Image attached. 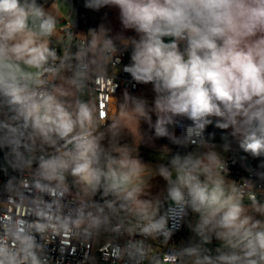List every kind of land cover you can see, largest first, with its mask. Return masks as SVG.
Wrapping results in <instances>:
<instances>
[{
  "label": "clouds",
  "instance_id": "1",
  "mask_svg": "<svg viewBox=\"0 0 264 264\" xmlns=\"http://www.w3.org/2000/svg\"><path fill=\"white\" fill-rule=\"evenodd\" d=\"M83 7L120 30L77 31L70 0H0V264L75 245L80 264H264V0ZM125 53L151 99L115 95Z\"/></svg>",
  "mask_w": 264,
  "mask_h": 264
},
{
  "label": "built area",
  "instance_id": "2",
  "mask_svg": "<svg viewBox=\"0 0 264 264\" xmlns=\"http://www.w3.org/2000/svg\"><path fill=\"white\" fill-rule=\"evenodd\" d=\"M128 54L125 53L121 57V64L118 65L117 67L120 68L121 70L118 71L117 73V78L115 83L118 85L115 95L119 97L120 93L123 92L124 90H128L130 94H134L139 91L140 87L143 85H137L135 84L134 81L131 80L130 76L122 71V65L127 64L129 61L127 59ZM150 86V85H146ZM176 134L179 136L181 134L180 128L176 129ZM229 158V170H230V176L233 179H239L240 177L247 176L248 174L240 167L239 161L237 163L232 164L231 163V156L232 153H227L226 155ZM255 166V165H253ZM186 227L182 228L181 231H179L174 237L173 241L176 243H180L182 240H185L186 234ZM76 251L72 252L71 248L67 249L65 254H64V260L63 264H80V261L84 259V254L87 251V249H82L79 245H75ZM50 248L53 249L52 255L55 259H59L60 254H59V242L57 241L54 245H50ZM97 264H110V262L105 261L103 258V254L96 249H94Z\"/></svg>",
  "mask_w": 264,
  "mask_h": 264
},
{
  "label": "crops",
  "instance_id": "3",
  "mask_svg": "<svg viewBox=\"0 0 264 264\" xmlns=\"http://www.w3.org/2000/svg\"><path fill=\"white\" fill-rule=\"evenodd\" d=\"M70 2L73 4L74 8L76 9V13H77L75 17L77 21V25H78L77 31L86 33L89 28L97 27L98 25H100L99 23L100 18H104L105 20L109 19L110 23L108 27L113 28L114 31L120 30L119 21L117 19L118 13L116 10L102 9L99 12H94L92 10H88L83 7L84 0H70ZM105 13H107L106 17H105ZM128 34H131V33H128ZM127 59L129 61V54H128ZM122 93L123 92L120 93L119 97L122 96ZM134 95H144V96H147L149 99H151V96H152L151 86H146V85L141 86L139 91L134 93ZM143 127L146 128V125ZM221 131L222 130L216 129L214 126H209L207 129L208 133H215V140L213 142L217 144L222 143V141L220 140ZM157 143L159 144V146H162V145L168 144V141L165 139H160L158 140ZM169 147H174V146L169 144ZM152 150L158 154L157 149H152ZM145 161L155 162L156 160L155 161L145 160ZM249 163L251 165H255L257 161L249 160ZM185 234H186V237H188L189 232L187 231V229L185 231Z\"/></svg>",
  "mask_w": 264,
  "mask_h": 264
},
{
  "label": "rangeland",
  "instance_id": "4",
  "mask_svg": "<svg viewBox=\"0 0 264 264\" xmlns=\"http://www.w3.org/2000/svg\"><path fill=\"white\" fill-rule=\"evenodd\" d=\"M99 23H104L106 26H109V19L105 20L104 18H100L99 19ZM157 141H155V147H146L144 145L141 146L140 148V153H141V156L144 160H152V161H155L156 160V157H157V153L154 152L152 149H159V144L157 143ZM190 235V233L188 234V236ZM97 251V249H96Z\"/></svg>",
  "mask_w": 264,
  "mask_h": 264
}]
</instances>
